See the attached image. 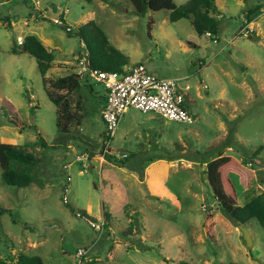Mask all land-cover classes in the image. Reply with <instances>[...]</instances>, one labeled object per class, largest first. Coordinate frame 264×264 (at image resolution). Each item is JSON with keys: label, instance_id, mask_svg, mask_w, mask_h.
<instances>
[{"label": "rangeland", "instance_id": "374dc122", "mask_svg": "<svg viewBox=\"0 0 264 264\" xmlns=\"http://www.w3.org/2000/svg\"><path fill=\"white\" fill-rule=\"evenodd\" d=\"M214 1L222 17L216 34L209 36L197 33L185 17L169 20L165 8L137 14L127 0H0V99L12 105L20 122L35 124L48 143L41 147L32 129L8 124L0 104V141L40 158L27 166L31 180L25 186L6 184L0 177V208L7 210L0 213V257L38 254L47 264H264V229L254 217L246 220L251 242L245 246L238 220L213 202L204 164L194 153L219 151L238 160V169L229 174L237 204L264 196V5L242 27L243 0ZM61 16L72 27L92 19L127 63L140 60L151 73L176 79L193 118L185 123L126 109L110 149L132 153L121 158L122 165L103 164L109 183L93 171L79 174L76 161L68 163L67 183L57 171L75 151L99 145L102 123L94 99L103 92L101 84L80 77V86L67 95L70 109L80 116L69 123L66 141L59 144L56 106L42 87L34 58L10 49L17 44L16 33L39 26L54 56L45 75L74 71L79 38L55 23ZM127 129L149 147L137 152L121 137ZM62 153L67 155L60 158ZM152 156L177 158L162 174L174 196L144 198L142 185L116 168L139 166ZM62 190L72 206L88 205L93 212L98 207L94 221L106 226L95 231L75 216L62 202ZM81 246L84 251L78 254Z\"/></svg>", "mask_w": 264, "mask_h": 264}, {"label": "trees", "instance_id": "16d2710c", "mask_svg": "<svg viewBox=\"0 0 264 264\" xmlns=\"http://www.w3.org/2000/svg\"><path fill=\"white\" fill-rule=\"evenodd\" d=\"M104 1L106 2L107 0ZM243 1L245 2V7L241 20L242 27L252 20L262 5H264V0ZM127 2H130L133 11L140 15H143L147 10L165 8L168 10L167 16L169 20L173 21L180 17H185L197 33L208 32L209 36L216 34L219 18L222 17L214 0H185L179 4H176L173 0H127ZM60 18L62 22L58 25L63 26L67 33L75 34L79 38L80 49L77 54L79 55L82 49L87 51V65L103 70H122V65L127 63V56L109 43L104 31L92 19H88L80 25L72 27L62 17ZM246 36L251 38L248 34ZM10 49L12 52H26L34 58L41 75L42 87L47 97L56 106L55 125L58 135L55 142L59 144L64 143L66 140L63 139L65 136L63 134L68 132L69 123L75 118L78 120L80 116L79 112L75 113L74 110L70 109L67 97L71 91L80 86V77L75 72L57 75L53 78L47 77L45 71L52 65L53 52L32 33L25 34L21 42L12 45ZM88 89H91L89 84ZM60 90H63V92H60ZM102 98V94L98 95L97 106L101 107ZM0 104L4 109L5 121L8 124L14 125L19 130L26 127L32 129L36 136L35 142L41 147L48 145L35 124L20 122L14 117L16 113L7 100L1 98ZM194 153L198 157L199 162L204 164L202 173L204 174L211 198L220 211L228 217L241 221L243 224L250 217H254L264 229V196L256 195L242 205L237 204L236 190L232 180L229 178V174L238 169V160L230 155L221 154L219 151H215L213 155L212 150H196ZM103 156L105 159L121 165L124 162L123 159L115 158L108 153H105ZM39 160V156L37 157L22 146L0 141V177L6 184L13 186H25L28 184L31 180V175L26 168L27 166L34 165L37 161L39 162ZM139 176L141 177V171L139 172ZM62 202L68 206L75 216L94 220L84 209L72 206L67 200ZM2 211L7 210L0 208V213ZM104 218L105 220L108 218L105 211ZM102 226L105 227L106 225L102 224ZM0 264L47 263L38 254L19 252L12 258L0 257ZM226 264L237 263L230 260Z\"/></svg>", "mask_w": 264, "mask_h": 264}, {"label": "built area", "instance_id": "2783aa9c", "mask_svg": "<svg viewBox=\"0 0 264 264\" xmlns=\"http://www.w3.org/2000/svg\"><path fill=\"white\" fill-rule=\"evenodd\" d=\"M55 23L60 24L61 18L54 19ZM208 35V32H206ZM15 40L20 43L22 37L15 35ZM87 51L81 50L77 58V68L75 73L79 77L88 78L93 82L101 84L103 89V102L99 109L100 117L103 122V129L99 135V145L97 147H83L74 152L73 161L79 165V170L83 171L88 167L90 154L93 152L103 156L105 153L115 158H122L126 153L110 149V140L114 134L119 117L128 108H135L142 112L152 111L163 118L190 123L193 118L183 106L184 93L171 77H161L151 73L142 61H135L117 70H103L90 67L86 64ZM68 162L59 167L64 175L66 183L69 180V174L66 171ZM66 190V186L63 187ZM61 194V200L66 201L65 193ZM96 231L101 230L103 223L83 217ZM83 247L77 248V253L81 254Z\"/></svg>", "mask_w": 264, "mask_h": 264}, {"label": "crops", "instance_id": "0c3cea01", "mask_svg": "<svg viewBox=\"0 0 264 264\" xmlns=\"http://www.w3.org/2000/svg\"><path fill=\"white\" fill-rule=\"evenodd\" d=\"M102 1L105 2L104 0H102ZM39 14L42 15V13H39ZM43 15H45V14H43ZM34 16H36V14L35 15H31L30 14V18L34 17ZM61 17L63 18V16H61ZM23 23L25 25H27V21H23ZM10 25H12V21H10ZM27 33H32L33 35H35L44 44V35H43L42 31L40 30L39 26H36V25L27 26L26 29H24L22 31V33H16V35H20L21 37H23ZM44 45L46 46V44H44ZM53 58H54V56H53ZM131 63L132 62L123 64L122 68H124L125 66H128ZM52 66H53V59H52L51 67ZM50 68H48L45 71V74H47V72H48V70ZM74 71H70V72H74ZM70 72H67V73H70ZM63 74H66V73H63ZM101 92L96 94L95 95V99H94V105H95V108L97 110V114H98L99 120L101 119L100 113H99L100 106L96 105V101H97L98 95L102 94ZM102 96H103V94H102ZM125 112H128V111H125ZM125 112H123L121 116H123V114ZM100 121L102 123V128L99 131V135H100V133H101V131L103 129L102 119ZM129 130L130 129L125 130L123 132V134L121 135V137L123 138V140H127L129 142V144H131V143L135 144L136 148H137L136 149L137 152H139L140 150H143V149H147L149 147V144H143L142 141L140 139L136 138L135 135H129L128 134ZM146 140L148 141V138ZM66 145H70V144L67 143ZM70 148H72V145H70L69 149ZM121 149H122V150H120L121 152L126 153V156H124L122 158H125L129 154L132 153V151H130L127 148L121 147ZM63 152H65V151H63ZM75 152H77V151H75ZM66 155H67L66 153H62L60 155V158L66 156ZM176 160H177V158L173 157V156H166V157H164V156H154L153 157L152 156L151 158H148L145 162L140 163L141 165H139V166L132 165V166H127V167H116V168L119 171H121V172L124 171L127 174L131 175L136 180V182L138 184L142 185V189H141L140 193H141V195L144 198H147V199H150V200H156V199L159 200V198L161 196L166 197V198L174 196L173 192L171 190L169 191L168 190V186L163 182L162 174H164V173L167 174V172L170 170V167L174 163H176ZM72 161H73V159L71 157L70 159H65L63 161V163L68 162L70 164ZM104 163H110V162H107V159H105L104 156H101L98 153L93 152L92 154H90V160H89V163H88V167L85 170H83V171L79 170V168L77 167V171H78L79 174L83 173L84 171L85 172L86 171L96 172L98 175H100V179L102 181H106V182L109 183L111 181V177H109V176L104 174L105 173L104 171L107 168V167H103ZM57 171L60 173L59 167L57 168ZM140 171H141V177L140 178L137 177L138 178L137 179L135 173L136 172L139 173ZM78 208L84 209L86 211V213L88 215L92 216L94 219H95V217L99 216L98 215V207L95 209L94 212L91 210L90 206H88V205H85L84 207L78 206ZM101 211H102V215L101 216L104 218L103 208L101 209Z\"/></svg>", "mask_w": 264, "mask_h": 264}, {"label": "water", "instance_id": "95a60500", "mask_svg": "<svg viewBox=\"0 0 264 264\" xmlns=\"http://www.w3.org/2000/svg\"><path fill=\"white\" fill-rule=\"evenodd\" d=\"M237 226L239 227V229L241 230V235H242V238L244 240V243H245V246H249L250 245V236H249V233H248V230L247 228L245 227V225L240 222L238 220V224Z\"/></svg>", "mask_w": 264, "mask_h": 264}]
</instances>
